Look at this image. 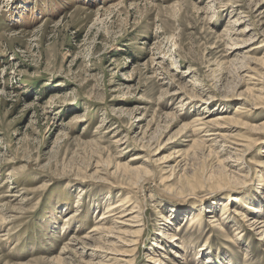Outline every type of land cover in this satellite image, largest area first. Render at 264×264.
I'll return each mask as SVG.
<instances>
[{"label":"rangeland","instance_id":"rangeland-1","mask_svg":"<svg viewBox=\"0 0 264 264\" xmlns=\"http://www.w3.org/2000/svg\"><path fill=\"white\" fill-rule=\"evenodd\" d=\"M263 123L264 0H0V264H264Z\"/></svg>","mask_w":264,"mask_h":264},{"label":"bare ground","instance_id":"bare-ground-1","mask_svg":"<svg viewBox=\"0 0 264 264\" xmlns=\"http://www.w3.org/2000/svg\"><path fill=\"white\" fill-rule=\"evenodd\" d=\"M47 20V19H46ZM210 20H211V18H210ZM205 101V100H204ZM184 109V108H183ZM235 112H236V110H235ZM234 112V113H235ZM206 114V112H202V113H199V114H196L195 116H194V118L190 121V123H188V127H191L192 128V131L193 132H195V133H198V132H205V133H203L202 135L203 136H210V135H213L212 133L215 131V127H217L218 125L216 124V123H218L217 122V120H220V119H223L224 118V116L222 117V116H219L217 119H213V118H211V117H209L208 118V116L207 115H205ZM236 115V114H235ZM211 118V119H210ZM187 123V122H186ZM262 125H264V123L262 124ZM187 129V128H186ZM191 133V132H190ZM216 134V133H215ZM214 134V135H215ZM113 136V135H112ZM242 145V144H241ZM244 148H247L246 147V145L244 144V145H242ZM246 151H247V149H246ZM260 165V164H259ZM262 165V164H261ZM124 197V196H123ZM128 199V198H127ZM130 202V201H129ZM109 205H107V207L105 208L106 210H105V212H104V216H102L101 218H100V220H102V219H105V218H108V217H113V218H119V219H121V221H117V219H112L113 221H115V223H121L122 225H125V224H127V222L126 221H132V222H136V224L135 225H133L134 226V228H138V229H134L133 231H131V233H133L132 235H134L135 237L141 232V226H143L144 224L142 223V220H140V218H139V213H135L134 214V206H131V203H127V201L125 200V198L124 199H121L120 201H118L115 205H113V206H109ZM233 213H234V215H238V214H242L238 209H234L233 210ZM132 214H134V215H132ZM200 216L199 215H197V217L196 218H191V221L189 222V225H193V224H195V222H198V221H200V218H199ZM223 218H226L225 216L224 217H222V219ZM218 219L219 218H216L215 216H213L212 218H211V220L210 221H208L209 223H212L213 225H215V223H217V221H218ZM249 219V217H244V221L245 220H248ZM124 220H126V221H124ZM250 220V222L252 221V223H256L257 225H259L260 227H262L263 225H264V223H262L263 221H261V220H256L255 218H252V220L251 219H249ZM97 222V221H96ZM219 224V223H218ZM130 225V224H129ZM98 229H100V230H104V231H107V229H110L111 231H112V229L113 228H104L103 227V225H102V223L100 224V225H98L97 226V228L95 229V231H96V233L97 232H99L98 231ZM258 229H260V228H258ZM130 230H132V229H130ZM224 230V229H223ZM92 231H93V229H92ZM109 232V231H108ZM119 233V232H118ZM126 235V234H125ZM172 238H173V236H171ZM118 239V238H117ZM173 239H175V238H173ZM130 242H131V244H129V246L130 245H135V243H137V239H130ZM122 243V242H121ZM123 244V243H122ZM125 244V243H124ZM133 248H135V247H133ZM132 257V256H131ZM148 259H153V258H151V257H149ZM154 260V259H153ZM156 260V259H155ZM154 260V261H155Z\"/></svg>","mask_w":264,"mask_h":264}]
</instances>
